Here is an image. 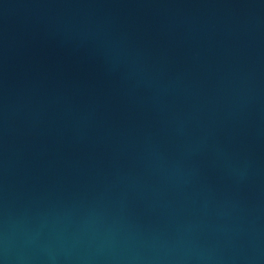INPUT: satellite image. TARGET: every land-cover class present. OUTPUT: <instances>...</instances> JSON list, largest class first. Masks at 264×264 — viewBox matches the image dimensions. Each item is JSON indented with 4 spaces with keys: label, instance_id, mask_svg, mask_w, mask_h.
<instances>
[{
    "label": "water",
    "instance_id": "water-1",
    "mask_svg": "<svg viewBox=\"0 0 264 264\" xmlns=\"http://www.w3.org/2000/svg\"><path fill=\"white\" fill-rule=\"evenodd\" d=\"M0 264H264V0H0Z\"/></svg>",
    "mask_w": 264,
    "mask_h": 264
}]
</instances>
